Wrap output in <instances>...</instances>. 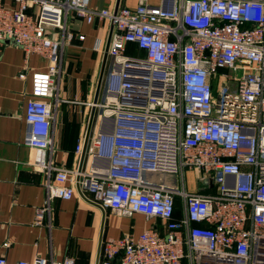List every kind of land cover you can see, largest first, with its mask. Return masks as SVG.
Listing matches in <instances>:
<instances>
[{"label": "built area", "instance_id": "obj_1", "mask_svg": "<svg viewBox=\"0 0 264 264\" xmlns=\"http://www.w3.org/2000/svg\"><path fill=\"white\" fill-rule=\"evenodd\" d=\"M69 16L112 26L100 97L85 103L94 110L80 171L52 158ZM4 42L46 60L30 75L23 113L28 165L44 175L35 224L51 199L72 197L78 175L80 191L103 210L139 213L163 227L105 237L98 264H264V0H166L164 7L138 0L114 14L88 0H0ZM128 44L141 55L126 54ZM84 134L74 145L77 158ZM91 159L107 165L91 166ZM186 171L210 177L212 186L186 190ZM145 174L176 175L180 186ZM0 264L75 263L0 255Z\"/></svg>", "mask_w": 264, "mask_h": 264}, {"label": "crops", "instance_id": "obj_2", "mask_svg": "<svg viewBox=\"0 0 264 264\" xmlns=\"http://www.w3.org/2000/svg\"><path fill=\"white\" fill-rule=\"evenodd\" d=\"M145 1L162 7L166 3V0ZM114 2L88 0V6L95 10L113 8ZM137 2L119 0L118 7L132 9ZM109 26L98 18L86 22L69 16L66 20V30L72 37L63 49L58 81L60 101L51 129L52 158L56 165L64 168H75L78 164L74 145L85 132L90 111L85 103L92 102ZM125 53L141 55L133 44L126 46ZM45 67L46 60L38 55L25 56L19 47L9 42L0 46V255L12 262H31L35 257L59 261L67 256L75 264H94L99 236L101 240L123 235L136 237L148 227H155L162 233V223L158 219H146L139 213L120 216L109 209L102 214L94 203L85 198L88 193L83 188L82 195L75 190L67 200L51 199L41 224L34 223L36 210L43 204L44 175L28 165L32 151L23 144L26 129L23 113L30 90V75ZM96 162L95 159L89 161L91 166ZM97 165L105 167L106 161ZM166 176L172 175L145 174L144 179H160V182L174 188ZM184 188L196 191L195 183L190 188L184 184ZM174 203L173 218H178L181 200L176 195ZM4 241L8 242L6 247L1 246Z\"/></svg>", "mask_w": 264, "mask_h": 264}, {"label": "water", "instance_id": "obj_3", "mask_svg": "<svg viewBox=\"0 0 264 264\" xmlns=\"http://www.w3.org/2000/svg\"><path fill=\"white\" fill-rule=\"evenodd\" d=\"M118 2L119 0H115L114 2V6L112 8V13L114 14L118 8ZM111 24L109 26V30L107 33V37H106V41L104 44V48H103V53H102V57H101V61H100V65H99V69H98V73H97V78H96V82H95V88H94V93H93V98H92V102L94 103L97 99L98 93H99V89H100V85H101V81H102V77H103V73H104V68H105V63H106V59H107V47H108V42H109V37H110V32H111ZM93 110L94 108L91 107L89 114H88V118H87V122H86V127H85V134H84V140H83V145H82V150L80 152V155L78 157V164H77V171H80L81 167H82V162H83V156H84V148H85V144H86V139L88 136V132L91 126V122H92V115H93ZM112 131V125L110 126L108 132ZM107 165V162H106ZM78 175L75 176V190L80 194V188H79V184H78ZM195 183V190L196 191H204L206 189H209L212 186L211 183V178L210 177H205V178H195L194 180ZM95 204V203H94ZM96 205V204H95ZM101 211L102 214L104 212V210L102 208H100L98 205H96ZM100 242H101V236H99L98 239V250H97V254L95 257V261L94 264H98V256H99V249H100Z\"/></svg>", "mask_w": 264, "mask_h": 264}, {"label": "rangeland", "instance_id": "obj_4", "mask_svg": "<svg viewBox=\"0 0 264 264\" xmlns=\"http://www.w3.org/2000/svg\"><path fill=\"white\" fill-rule=\"evenodd\" d=\"M138 56H140V55H138ZM214 92H215V89H214ZM166 180L169 181L170 184L172 186H174L175 188L180 186L179 177H177L176 175L166 176ZM184 184H185L186 188H190V187L194 186V174L192 171H186L185 172Z\"/></svg>", "mask_w": 264, "mask_h": 264}]
</instances>
